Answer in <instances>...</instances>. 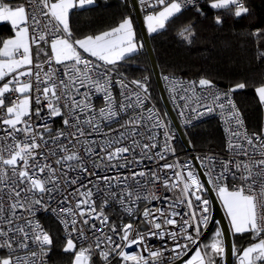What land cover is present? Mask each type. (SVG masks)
<instances>
[{"label": "snow or ice", "instance_id": "snow-or-ice-1", "mask_svg": "<svg viewBox=\"0 0 264 264\" xmlns=\"http://www.w3.org/2000/svg\"><path fill=\"white\" fill-rule=\"evenodd\" d=\"M139 2L151 9L144 21L148 33L154 34L165 29L173 17L195 0ZM94 3L95 0H26V4L13 8L0 0V21L9 22L14 30L13 37L0 41V130L4 133L0 135V249L8 250L6 256L0 257V264H44L42 257L50 250L52 237L33 222L32 209L35 205L47 208L45 196L48 200L60 196L58 205L67 204L62 209L64 215L58 219L66 234L63 251L73 253L72 264H92V257L97 254L101 264H111L113 254L121 258L122 264H165L164 251L173 253L168 264H174L191 251L192 245L198 244L202 230L209 225L210 201L202 196L206 189L199 175L189 164H159L166 160V153L174 152L167 131L162 149L153 151L159 146L154 130L166 125L154 109H145L149 99L147 78L131 81L135 91L123 80H116L121 102L117 104L113 96L114 66L144 47L136 40L132 18L125 16L109 30L73 40L70 13ZM209 7L227 10L236 18L249 13L244 0H210ZM215 23H222L219 15ZM180 35L191 43L195 31L188 25ZM41 44L50 47V55ZM41 54L46 57L44 61L39 59ZM164 79L170 95L184 102L180 105L182 116L186 111L203 116L219 109L229 156L218 160L206 155L200 166L222 203L232 233H250L253 240H258L238 255L239 264H264V128L249 134L231 96L247 85L237 83L221 92L204 77L187 82L168 76ZM255 92L264 105V84L257 86ZM93 93L102 94L105 102L99 112L92 104ZM121 116L127 119L120 128H111L112 123H120ZM56 117H63L64 126L74 131L57 130L53 135L49 122ZM103 126L110 131H102ZM85 128L89 129L87 133ZM143 140L148 142L142 143ZM145 159L156 161L157 166L134 171L132 166ZM101 169L104 174L98 175ZM168 170L172 175H168ZM113 171L115 175L107 174ZM53 173L57 174L56 180L51 179ZM149 183H160L172 195L161 198L154 191L148 192ZM94 196L102 199L99 209ZM161 199L163 206L145 207L140 212L141 202L151 204ZM112 204L130 218L129 223H123L121 217L119 231L105 214V208ZM185 208L187 211H183ZM18 210L29 216L18 215ZM21 219L25 224L19 223ZM90 221L99 222V227ZM85 225H89L94 239L87 235ZM97 232L102 235L97 236ZM73 234L76 241H87V247L77 250ZM223 235L217 228L211 242L196 247L182 264H216L215 258H222L226 251ZM149 237H167L173 247L153 250L146 244ZM29 242L39 249V254L32 251L24 256L15 255L19 250L27 251ZM133 245L141 250L133 254L125 251Z\"/></svg>", "mask_w": 264, "mask_h": 264}, {"label": "trees", "instance_id": "trees-1", "mask_svg": "<svg viewBox=\"0 0 264 264\" xmlns=\"http://www.w3.org/2000/svg\"><path fill=\"white\" fill-rule=\"evenodd\" d=\"M209 3L210 0H202L195 6L183 8L181 13L167 23L165 29L158 33H149L160 75L171 73L196 80L204 77L224 89H229L237 83H245L246 88L233 92V96L246 128L260 132L264 128L262 120L264 105L260 104L255 88L264 84V56L260 55L264 53V0H244L249 13L241 18L234 17L224 9H212ZM198 8L200 11H197ZM217 15L222 20L219 25L215 23ZM125 16L132 18L141 42L130 0H96L93 5L74 9L70 13L73 40L109 30L117 26ZM188 25L195 31L191 43L180 35L182 29ZM257 32L259 35H256ZM12 33L11 25L1 21L0 41ZM41 48L50 54V47L41 44ZM36 51L34 47V59ZM45 58L43 54L39 57L40 61ZM113 70L132 81H144L147 78L150 99L166 123L171 125L162 106L144 48L119 61ZM183 130L188 142L195 149L223 147L224 135L215 118ZM41 220L52 237L49 264H72L73 253L63 251L66 239L58 222L50 215H43ZM217 228L219 227L215 223L200 244L210 243L209 235ZM232 241L236 249L235 255L245 244L254 240L250 233L235 235L232 233ZM215 262L222 264V258L216 257Z\"/></svg>", "mask_w": 264, "mask_h": 264}, {"label": "built area", "instance_id": "built-area-1", "mask_svg": "<svg viewBox=\"0 0 264 264\" xmlns=\"http://www.w3.org/2000/svg\"><path fill=\"white\" fill-rule=\"evenodd\" d=\"M19 1H20L19 2L20 5L21 4H26V0H19ZM136 1H137L138 6H139V9L141 10L142 13L151 11V9H147V8H145V6L141 5L139 0H136ZM201 1L202 0H195L194 4H189L186 7L195 6V5L199 4ZM158 8H159V6H157V9ZM83 55H85L86 58L94 60V58L88 57L86 54H83ZM33 58H34V56H33ZM45 59H43L41 61H44ZM34 62H35V59H34ZM165 76H168L170 78H175L177 80H182V81H185V82L193 81V80L198 81V80H196L194 78H191V77H185V76L175 75V74H171V73H167V74H164V75L161 76V79H162V82H163V86H164L167 98H168L169 103H170V105H171V107H172V109H173V111H174V113H175V115H176V117L178 119V122H179L180 126L183 129L184 128H190V127H192V126H194V125H196V124H198V123H200L202 121H205V120L211 119V118H215V119L218 120L219 125H220V127L222 129V132H223V135H224V144H223V147L221 149H209V148H206V149H195V148H193L190 145L191 149L187 150L183 146V144L180 142V140H179V138L177 136V133L174 130V128L171 125L166 123V121L163 118L162 114L160 113L158 108L155 106V104L153 103V101L149 97V99H147L145 101V109H148V108L154 109V111L156 113H158L159 119L166 125V128H157V129L154 130L155 133L157 134V143H158L159 146H158L157 149H154L153 151H160L162 149V147H163V145L165 143V135H164L165 131H167L168 136L170 137V139H169L170 148L174 149V152L173 151H169L168 153H166V160L159 161V164L163 165L164 163H173V162H178L181 165L189 164L191 166L192 170L198 174L197 169H196V165H195V161H197V163L200 166V160L203 159L206 155L216 156V158L218 160L227 159L228 156H229V153L226 150V134H225V131H224V124L222 122V117L220 115L219 109H216V111H214L211 114H206V115H203V116H197L196 113H193V112H190V111H186L184 113V115L182 116L181 115L182 108L180 107V105H182L184 102L179 100L178 97L176 99H174L173 96L170 95L168 82L165 81V79H164ZM93 78L95 79V77H93ZM112 80H113L112 93H113V96L115 97V100H116L117 104H119L121 102L122 97L120 95V91H121L120 87L115 84L116 80H123L124 83L129 85L130 88H132L134 91L136 90L135 86L131 84L132 80H129V79L125 78L124 76H122L121 74L115 72L114 70L112 71ZM216 87L221 92H227L228 91V89L221 88V87H219L217 85H216ZM81 91H83V89H81ZM199 92H200V90L197 89V93L198 94H199ZM231 96H232V100L234 101L236 107L238 108V106H237V104L235 102L233 93L231 94ZM92 104H93L94 109L97 112H99V109H101L105 105V102H104L102 94L97 95V94L93 93ZM33 107H35V105H33ZM33 119L35 120V117H33ZM119 119H120V123H112L111 124V128H113V129L120 128V124H122L124 122V120L127 119V116H121ZM49 123H50V126L52 128L53 135H55L57 130H63L65 133H69L71 131H74L73 129L66 128L64 126L63 117H56L52 121H50ZM102 124H103V122H102ZM84 130H85L86 133L89 131L88 128H85ZM102 131L108 132V131H110V129H109L108 126H103L102 127ZM248 132H249V134H251V133L257 132V131L248 130ZM257 133H259V132H257ZM0 135H4L2 130H0ZM92 138L93 139H98V137H92ZM147 142L148 141H146V140L142 141V143H147ZM69 147H71V145H69ZM97 151H99L98 148H97ZM136 156H137V159L140 158V149L139 148L136 150ZM128 159L131 160L132 157L130 155H128ZM241 159H243V157H241ZM97 162H99V161H97ZM156 166H157L156 161H154V160L153 161H149V160L145 159L142 164L135 165V166H132V167H133L134 171H139V170L147 171V170L152 169V168H154ZM201 169H202V171H203V173L205 175V169L202 168V167H201ZM119 171L126 172L127 170L126 169H120ZM97 174L98 175H103L104 174L103 169L99 170L97 172ZM107 174L108 175H115V171L108 172ZM70 175H75V173H70ZM168 175H172L171 170H168ZM9 176H11V172L10 171H9ZM205 177L207 179L206 175H205ZM57 178H58L57 174L53 173L51 179L56 180ZM91 179L94 180L95 177H91ZM207 181H208V179H207ZM201 182H202V180H201ZM9 183H10V181H9ZM210 186L214 190V192L216 193V191L213 188V186L211 184H210ZM75 187L76 186H73V188H75ZM88 187L92 188L93 186L91 184H88ZM71 190L72 189H69V191H71ZM113 190L115 191V189H113ZM6 191L7 190L5 189V193H6ZM147 191L148 192H153L154 191L155 194L157 196L161 197V198H163L164 196H171L172 195L171 192H166L163 189V187H162V185L160 183H156L154 186L151 183H149ZM202 196H203V198L208 199L205 191L202 193ZM37 198H39V194H37ZM61 198L62 197H60V196H55L54 195L53 199L48 200L47 196H45V203L47 204V208L43 207L42 205H35L33 207V209H32V211L35 214L33 222L34 223H39L41 225V227L43 228V230L47 232V230H46V228H45V226H44V224H43V222L41 220V217L43 215H50L58 222V224L62 228L63 236L65 238L66 234H65V231H64V227L60 223V221L58 219V216H63L64 215L62 209L64 207H67V204L58 205L57 201L59 199H61ZM93 199L96 200V207H97V209H99L100 204L102 202V199L98 198L96 196H94ZM74 203H75V201L73 200V204ZM4 205H5L6 214H7L8 199H7V195L6 194L4 196ZM161 206H163V199H161L159 201H152L151 204H147L145 202H141L139 204V209H140V212H142L145 207H161ZM53 209H55L56 211L53 212ZM183 211H187V209L185 208V209H183ZM17 214L21 215V216H24V217H28L29 216V213L23 212L22 210H18ZM105 214H107L109 216L110 223L111 222H115L116 223L118 231H119V227H120V224H121V217H123V220H122L123 223H129L130 222V218L128 216L124 215L121 212L120 207L118 205H116V204H112L110 207L105 208ZM139 215L140 214L138 212L137 213V217H139ZM209 215H210V204H209ZM93 222L97 223V226L99 227V222L90 221V223H93ZM139 222H140L139 219H137V221H136L137 225L139 224ZM19 223L20 224H25V220L21 219L19 221ZM84 227H85V229L87 231V235L90 238L94 239V237H92V231L88 230L89 229V225H85ZM169 227L171 228V226H169ZM26 230L30 231V229H28L27 227H26ZM108 234L109 235H113V239L114 240L117 239V237L114 234H112L110 231H109ZM96 235L97 236L102 235V232H97ZM17 238L21 239V237H17ZM73 239H74V241H76V235L75 234H73ZM181 242H183V241H181ZM87 244H88L87 241H85L83 243H81L79 241H76L77 250L81 246L87 247ZM146 244L148 245V247L152 248L153 250H155L157 248H160L162 250L164 248L171 249L173 247V242L170 239H168L167 237H165L163 240L160 239L159 237H149L146 240ZM14 247H15V245H14ZM140 250L141 249L138 248L136 245H133L131 248L125 249V251H127L129 254H133V253H135L137 251H140ZM32 251H35V252H37L39 254V249L36 246L32 245L31 242H29V249L27 251L26 250H19L18 252L15 253V255L24 256V255H28ZM7 254H8V250L7 249H0V257H2V255L6 256ZM144 254L147 255V253H144ZM172 255H173V253L171 251H164L163 259L165 261V264L168 263V260H169L170 257H172ZM40 258H41L40 255H38L37 259H40ZM42 259L44 261V264H49V250L47 252V255L43 256ZM110 260H111V264H122L121 258L119 256H116L115 254H113V256L110 257ZM92 264H101V261L99 259L98 254L94 255L92 257Z\"/></svg>", "mask_w": 264, "mask_h": 264}, {"label": "water", "instance_id": "water-1", "mask_svg": "<svg viewBox=\"0 0 264 264\" xmlns=\"http://www.w3.org/2000/svg\"><path fill=\"white\" fill-rule=\"evenodd\" d=\"M130 4L132 7V11L136 20V24L138 26V30L140 33V38H141V43H143L144 45V50L146 52L148 61H149V65H150V69L156 84V87L158 89V93H159V97L162 103V106L164 108V111L166 113V116L171 124V126L174 128V130L177 133V136L180 140V142L183 144V146L187 149L190 150L191 146L185 136L184 130L183 128L180 126L178 119L169 103V100L167 98L164 86H163V82L161 79V75L159 72V68L157 66L155 57H154V53L152 50V46L149 40V33L147 31V28L145 26V22H144V18H143V13L141 12V10L139 9V6L137 4L136 0H130ZM195 165H196V169L198 172L199 177L201 178L204 187H205V192L206 195L210 201V222L209 225L207 227L206 230H203V234L200 236L198 244L197 245H192L191 246V251L188 252V254L186 256L181 257L180 260H176L174 261V264H181L182 260H186L190 254L196 249L197 246L200 245L204 235L212 228V226L216 223L219 227V229H221V231L223 232V238H224V242H225V255L222 257V264H233V258H234V251H233V241H232V233H231V229L229 226V222L227 220V217L224 213V210L221 206V203L216 195V193L214 192V190L211 188L210 184L208 183L201 167L199 166V164L197 163V161H195ZM168 264V263H167Z\"/></svg>", "mask_w": 264, "mask_h": 264}, {"label": "crops", "instance_id": "crops-1", "mask_svg": "<svg viewBox=\"0 0 264 264\" xmlns=\"http://www.w3.org/2000/svg\"><path fill=\"white\" fill-rule=\"evenodd\" d=\"M96 1V0H95ZM20 1L19 0H10V1H5V3H7L9 6H11V7H16V6H19L20 5V3H19ZM1 22V21H0ZM9 23V22H8ZM10 24V23H9ZM134 26V25H133ZM134 30H135V27H134ZM12 35H10L9 36V38H11V37H13L14 36V30L12 29ZM135 33H136V40H137V42L138 43H141L140 41H139V39H138V37H137V32H136V30H135ZM97 34H99V33H97ZM96 35V34H95ZM84 37V36H83ZM83 37H79V38H76V39H80V38H83ZM8 38V37H7ZM6 38V39H7ZM82 51V50H81ZM87 55V54H86ZM95 59V58H94ZM262 107H264V106H262ZM262 120H264V109H262ZM220 201V200H219ZM220 203H221V201H220ZM221 206H222V203H221ZM222 208H223V206H222ZM223 210H224V208H223ZM224 213H225V210H224ZM225 215H226V213H225ZM227 217V216H226ZM227 220H228V222H229V219H228V217H227ZM230 226V225H229ZM231 233H232V231H231ZM255 242H258V240H254V241H252V242H250V243H247V244H245L239 251H237L236 252V254L234 255V264H239V260H238V255L239 254H242V251H243V249L244 248H246V247H248V246H250L252 243H255ZM198 247V246H197ZM196 250V249H195ZM195 250L190 254V256L192 255V254H194V252H195ZM2 256H5V255H2ZM190 256L188 257V258H190ZM187 258V259H188Z\"/></svg>", "mask_w": 264, "mask_h": 264}, {"label": "rangeland", "instance_id": "rangeland-1", "mask_svg": "<svg viewBox=\"0 0 264 264\" xmlns=\"http://www.w3.org/2000/svg\"><path fill=\"white\" fill-rule=\"evenodd\" d=\"M157 10H159V8L157 9ZM149 12H145V13H143V18L145 17V15L146 14H148ZM145 22V21H144ZM145 26H146V28H147V25H146V23H145ZM9 38V37H8ZM51 53V52H50ZM216 231V230H215ZM215 231H212L211 233H210V235H209V241L211 242V238L213 237V235H214V233H215ZM65 244H66V241H65ZM65 244H64V246H65ZM205 244H208V243H204V245ZM199 246H201V244L199 245ZM3 257V256H2Z\"/></svg>", "mask_w": 264, "mask_h": 264}]
</instances>
